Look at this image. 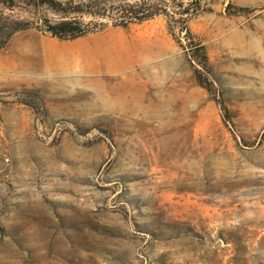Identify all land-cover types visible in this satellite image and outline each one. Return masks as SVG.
Returning a JSON list of instances; mask_svg holds the SVG:
<instances>
[{
  "label": "rangeland",
  "instance_id": "obj_1",
  "mask_svg": "<svg viewBox=\"0 0 264 264\" xmlns=\"http://www.w3.org/2000/svg\"><path fill=\"white\" fill-rule=\"evenodd\" d=\"M163 1L74 40L0 4V58L87 56L0 70V264H264V0Z\"/></svg>",
  "mask_w": 264,
  "mask_h": 264
},
{
  "label": "trees",
  "instance_id": "obj_2",
  "mask_svg": "<svg viewBox=\"0 0 264 264\" xmlns=\"http://www.w3.org/2000/svg\"><path fill=\"white\" fill-rule=\"evenodd\" d=\"M27 7L46 6L54 13L63 15L58 20L42 19L35 28L41 33L49 34L58 40H74L104 30L107 26L103 23H85L82 20L68 17L69 15H87L95 19H106L110 21L111 27L126 28L130 24L142 23L154 17L167 16L168 6L163 0H20ZM0 4L7 8L14 7L15 0H0ZM201 0H189V10L193 7H200ZM181 15V14H180ZM185 29L186 18H181ZM31 22L24 21H0V48L16 32L31 28Z\"/></svg>",
  "mask_w": 264,
  "mask_h": 264
},
{
  "label": "crops",
  "instance_id": "obj_3",
  "mask_svg": "<svg viewBox=\"0 0 264 264\" xmlns=\"http://www.w3.org/2000/svg\"><path fill=\"white\" fill-rule=\"evenodd\" d=\"M75 47L79 48L80 50H84L83 52L87 55H94V53L98 52V56L100 55V52L102 49L107 48L108 46L102 47L101 45H98L96 43H85L84 41H80L75 43ZM91 56H88L90 58ZM71 58H82L87 59L86 55H83L81 52L72 51L70 49H59V50H53V51H47L44 50L42 54H36L35 51L32 52H24L19 51L18 53H15L13 56L9 58H0V70L1 71H16L17 69L26 66L31 71L35 70L36 62L42 61L44 63V71L45 74H48L50 72H53L54 69V61L55 60H63V59H71ZM92 58V57H91ZM37 59V60H36ZM61 70L60 68H58ZM29 81H40L38 77H29Z\"/></svg>",
  "mask_w": 264,
  "mask_h": 264
},
{
  "label": "bare ground",
  "instance_id": "obj_4",
  "mask_svg": "<svg viewBox=\"0 0 264 264\" xmlns=\"http://www.w3.org/2000/svg\"><path fill=\"white\" fill-rule=\"evenodd\" d=\"M54 66H56V67H57V65H54Z\"/></svg>",
  "mask_w": 264,
  "mask_h": 264
}]
</instances>
